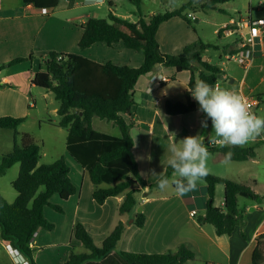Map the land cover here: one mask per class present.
Instances as JSON below:
<instances>
[{
  "label": "trees",
  "instance_id": "obj_1",
  "mask_svg": "<svg viewBox=\"0 0 264 264\" xmlns=\"http://www.w3.org/2000/svg\"><path fill=\"white\" fill-rule=\"evenodd\" d=\"M138 12L141 11L142 0H131ZM237 0H207L201 5L202 10H219L227 13L221 6ZM39 9H55L61 0H23ZM197 0H189L179 9L156 14L149 18L142 16L138 22H131L110 12L106 19L91 18L84 26L79 48L85 50L96 43H105L112 47L122 43L128 50H135L144 56V63L139 68L117 66L112 62L100 64L78 54L50 52L41 61L46 71L32 74L31 83L35 87L52 91L59 102L57 114L58 127L65 129L67 136V151L85 168L94 185L93 199L98 205H104L107 200L123 197L118 206V216L134 217V224L143 228L146 216L143 213H133L142 199L141 188L159 189L158 182L147 186L143 181L137 162L133 155L134 140L130 130L132 122L125 121L124 115H133L135 102L133 92L139 79L154 71L158 66L174 67L178 72L190 71L189 87L197 80L215 84L224 73L217 65L203 61L201 52L210 49L200 41V51L192 53V48L183 50L178 56L164 54L157 41L159 26L172 18L180 17L193 28L186 11L196 9ZM113 7V5H112ZM111 8V6H110ZM233 26L227 25L219 32H225ZM219 46L214 48L218 50ZM235 50L231 51L234 53ZM62 57L58 61V57ZM35 59L34 54L28 58H17L1 66L0 70ZM200 69V72L198 70ZM1 87H11L5 84ZM264 104V94L257 96ZM198 103L166 102V113L172 116L186 115L196 111ZM95 117L118 126L121 136L113 137L93 128ZM25 122L21 117L0 118V130L17 131ZM210 122V120L208 121ZM51 123V122H50ZM208 148L212 153L225 154L232 152L231 161L245 162L256 160L257 154L252 148L221 147ZM41 159L39 148L34 146L28 135L22 136L21 148L3 156L0 165V176L19 164L18 178L12 183L18 196L9 203L0 192V240L18 250L29 264H38L35 260L36 250L31 244L41 229L53 231L55 225L44 215L45 208L51 207L59 213L64 210L51 203L58 195L63 201L78 193L71 180V168L64 157L51 164L39 165ZM163 177L171 178L172 169L168 166ZM206 183L207 201L203 215L196 216L200 225H212L218 236H231L237 226L244 227L245 216L239 206V199L245 198L258 205L263 204L264 196L258 194L250 185L220 178L208 174L203 180ZM141 188H137V186ZM224 185L223 208L215 206L216 189ZM127 223L119 220L106 237L101 246L91 238L86 227L78 223L75 238L89 251L76 253L71 251L65 264H86L91 261H103L116 252L121 262L125 264H186L197 258V253L187 245H181L175 251L164 254H146L119 251L121 238ZM245 236V234H243ZM260 242L254 252L253 264H261Z\"/></svg>",
  "mask_w": 264,
  "mask_h": 264
},
{
  "label": "crops",
  "instance_id": "obj_2",
  "mask_svg": "<svg viewBox=\"0 0 264 264\" xmlns=\"http://www.w3.org/2000/svg\"><path fill=\"white\" fill-rule=\"evenodd\" d=\"M80 1L83 7L88 8L103 6L108 0H99V2H90V0H61L55 9H58L65 2L66 10H72ZM116 1L118 0H109L108 2H110V6L113 5L115 7ZM182 5L170 7L165 12L179 9ZM194 6L196 7V4ZM110 9L116 16L131 22H138L141 16V12L139 13L136 10L130 11L129 15H123L118 13L117 9H113V7L109 8V12ZM43 11L44 9H39L32 4H25L23 0H15V2L13 0H0V40H8L10 43L9 46L6 45L0 48V58L27 57L31 54L29 53L31 51H33L32 54L35 56V59L29 63L24 62L0 70V86H4L5 84L11 86L0 88V118L27 116L29 112L27 110V106L29 105L27 90L29 87H35L31 83L32 74L46 71V67L42 65L41 61L46 59L50 52L78 54L100 64L112 62L117 66L132 68H139L144 63L142 53L128 50L122 43H118L112 47L105 43H96L90 48L81 50L79 48V41L83 33L82 28L91 18L96 16L93 13L92 15H87V19H81L79 28H74L73 23L69 20L56 19L52 15L47 16ZM233 12L240 15V21L244 19L239 12ZM185 14L193 16V18L190 17L193 25L199 23L200 19L197 17L195 9L188 10ZM255 14L258 17H255ZM153 15H156V13H151L145 17L149 18ZM228 15L232 16L230 13ZM249 17L254 20L264 19V0H260L258 6L249 4L247 18ZM232 20L236 19L231 17L228 23H224L215 29L214 34L219 40L233 37H227L223 32L219 33ZM159 27L157 41L164 54L178 56L187 48H192L193 54L201 52V38L197 29L190 27L182 18H172ZM234 36L238 37V35ZM32 39L34 41L35 39L39 40V44L37 46L32 45ZM258 48V52L250 66L245 70L237 64V69H233V74H230L227 68L229 62L224 63L221 61L222 63H213L211 56L208 55L210 49L202 51L201 56L203 61L219 66L229 77L233 88L240 90L249 97L259 99L257 96L263 95L264 92L252 94V89L250 87L247 89V78L252 70L254 74L251 78V84L255 85L259 82H264V44ZM225 49H227L226 46H223L222 52L226 59L228 54L233 53L226 54L224 52ZM234 49H237V44ZM218 50H220V47H218ZM26 63H28V66L25 65ZM198 72H200V69ZM160 77H165L167 80L162 81ZM190 80V71L178 72L174 67L158 66L151 73L144 74L137 82L132 96L135 102L132 110L134 116L124 115V118L128 123H133V127L130 130L134 140L132 152L138 165L137 168L147 186L158 182L166 173L169 157L168 146L174 142V139L171 137L170 126L164 122L167 120L164 115H169L165 110L167 100L173 103H185L190 99V101L197 103L187 90L190 88ZM260 106L261 104L257 108H260ZM58 108L54 110L55 115H58ZM198 108L199 106L193 113H196ZM190 114L182 116H189ZM96 118L92 119L94 129ZM182 120L188 121L189 119L184 118ZM105 122L111 123L112 127L117 129L118 132L101 133L113 137L121 136L118 126L113 122ZM52 125L58 127L56 123H52ZM58 128L60 131H64L61 133H65L67 150L68 133L65 129ZM192 130H195V128ZM95 131L97 130L95 129ZM206 131L200 135L201 140L208 136L206 143H204L206 147L221 148L219 144L211 141L210 135ZM189 136H193L190 129ZM252 149L255 150L256 148L252 147ZM210 153L223 156L219 152ZM68 156L76 164L75 172L71 168L70 177L77 187L78 193L67 201H63L58 195L57 198H54L55 195L51 199V203L60 206L64 210V213H59L51 207L45 208V218L49 222H53L55 228H57V224L60 222L61 231L59 233L57 229L54 232L41 229L37 232L31 247L36 250L35 260L38 264H65L71 249L82 245L75 238V229L79 222L84 224L87 231L95 240L104 242L119 220L127 223L125 233L118 247L119 251L164 254L171 250H177L181 245H187L197 253V258L186 264L194 262L198 264H253L254 252L260 242L261 264H264V201L261 205L251 201L250 204H245L241 207L239 199V206L245 216L244 227L237 226L231 236H218L212 225H200L196 220V216L204 214L207 199L201 206L197 202L198 198L193 193L194 191L187 196H178L173 189L170 192H166L159 189L150 190L149 187L142 189L138 185L137 188H141L143 196L134 214L143 213L146 216L145 226L139 228L134 224V219L132 222L128 215L118 216L117 209L122 203L123 197L118 196L109 199L104 205H98L94 201V185L89 172L69 152ZM218 157L216 161L219 163L222 158H220L221 156ZM249 161L256 162L257 158L256 160ZM153 172L159 175H152ZM172 178L173 175L170 180ZM245 184L250 185L254 189L253 186L258 185V180L251 178L249 183L245 182ZM219 186L216 189V196L220 189ZM0 192L9 203H13L18 196L17 193L8 192V198L1 189ZM223 204L224 198L221 205L215 204V206L223 208ZM193 210L197 211V215L194 217L191 216V211ZM200 210H203V213H200ZM68 213L73 217L69 225L64 223L66 219L62 217ZM7 246L0 240V264H19L11 255ZM60 250L65 251L64 260L58 254ZM106 261L114 264H125L121 262L116 252L112 253L107 259L98 262L106 263ZM24 264L29 263L26 260ZM86 264H89V262Z\"/></svg>",
  "mask_w": 264,
  "mask_h": 264
},
{
  "label": "rangeland",
  "instance_id": "obj_3",
  "mask_svg": "<svg viewBox=\"0 0 264 264\" xmlns=\"http://www.w3.org/2000/svg\"><path fill=\"white\" fill-rule=\"evenodd\" d=\"M109 1V0H108ZM106 1L103 6L100 7H83L81 1L77 6H75L72 10H66L65 2H63L58 9H52V11L47 12V16H53L56 19L69 20L73 23L74 28H79L80 21L82 18L87 19V15H96L93 18L97 19H106L109 13L110 2ZM188 0H142L141 3V13L142 16H149L151 13H164L170 7H178L182 5V3H186ZM207 0H197L195 12L197 17H199V23L193 25L197 29L201 41L203 44L207 46H211L208 55L211 56L213 63L224 62L227 63V59H225L223 54V46H226L225 53H231V51L235 50V46L239 40L237 36H233L231 38H223L219 40V38L214 34L216 28H219L224 23H228L233 17V19L239 20L240 15L233 11H237L241 14L244 19L248 17V9L249 4L258 6L260 0H237L235 2H231L228 4H223L221 7L227 10L228 14L230 13L232 16L227 13L220 12L219 10H205L203 11L200 7ZM15 2V0H13ZM131 0H118L115 2V7L113 9H117L118 13L123 15H129L130 11L137 10L135 5L131 3ZM112 7V6H111ZM255 17H258L255 14ZM194 28V29H195ZM7 41V42H6ZM32 45L37 46L39 44V40L34 41L31 40ZM227 44V45H226ZM9 46L10 43L8 40H0V48L4 46ZM219 46L220 50H216L214 47ZM41 47V46H40ZM33 53V51L29 52ZM30 54V55H31ZM28 55V54H27ZM30 55L26 56H17L14 58H0V68L3 65H6L12 60L17 58H28ZM221 58V60H219ZM221 62V63H222ZM29 63V62H28ZM28 63L25 65L28 66ZM229 69V73L233 74V69H237V64L233 61H230L227 65ZM30 69V68H28ZM254 74V71L248 75L247 78V89L250 87L252 89V94L263 93L264 92V82H259L255 85L251 84V78ZM237 75V74H236ZM16 88V87H14ZM28 95V106L27 110L29 111L27 116L21 117L25 119L23 125L19 127L17 131L14 130H0V165L2 163L3 156L11 153L15 147L21 148L22 144V136L28 135L31 143L39 148L41 159L39 165L43 164H51L56 162L58 159L65 157L67 159V164L70 168H72L73 172H75L76 164L72 159L68 156V151L66 150V136L65 133H61L64 131H60V129L56 126H53L52 123H59V116L55 115L54 110L59 107V102L55 99L54 93L48 90L41 89L39 87H29L27 90ZM33 105V106H31ZM36 106V107H35ZM255 114L264 116V104L261 103L260 108L255 110ZM167 120L164 122L170 126L172 139L174 141H179L186 136H189V129L193 136H198L200 139V135L203 132L209 133L210 139L212 141V136L214 135L211 123L208 122V127H201V120L205 118L204 114L197 111L196 113H192L189 116H171L164 115ZM184 118H188V121L182 120ZM51 122V123H50ZM95 129L99 132H107V133H117V129L112 127L111 123H107L105 121H101L99 118H96L94 121ZM195 128V130H192ZM211 132V133H210ZM208 135V134H207ZM208 136L204 137L202 141L206 143V139ZM244 147H255V151L257 154V161L252 162H237L233 161L225 165L224 157L218 154H211L208 160V168L209 173L224 179H228L231 181H240L241 183H249L251 178H255L258 180V185L253 186L254 190L264 196V135L257 137L254 141L249 142ZM218 156H221V161L218 163ZM20 166L19 164L13 166L11 169L7 171L4 176H0V189L3 193L9 198L8 192H12L16 194L17 192L13 188L12 183L18 178ZM219 191L217 196L215 197V204L221 205L222 199L224 198V186H219ZM166 192L172 191V188L169 187ZM206 183L204 181L199 182L198 188L193 192L198 198V204L202 206L207 199L206 193ZM56 195L54 198H57ZM251 201L245 198H240V206H244L245 204H250ZM136 210V209H135ZM133 210V213L135 212ZM200 213H203V210H200ZM203 215V214H200ZM66 219V224H70L73 220V217L70 213L67 215H63ZM132 217L130 220H133ZM54 224L53 222H51ZM58 223V222H57ZM80 223V222H79ZM83 224V223H82ZM57 228H55L54 232L57 229V232L60 233L61 227L60 222L57 224ZM58 233V234H59ZM89 233V232H88ZM90 234V233H89ZM109 235V234H108ZM91 236V234H90ZM91 238L94 242L101 246L103 242L99 240H95L93 236ZM74 250L73 248L71 251ZM54 252V250H52ZM76 253H89V251L83 246L79 245L74 250ZM65 251L60 250L58 252L59 256L64 260ZM71 253V252H70ZM69 253V255H70ZM67 257L66 261L68 260ZM65 261V263H66ZM63 264V263H61ZM89 264H114L112 262L106 261V263H99L98 261H91ZM189 264H198L197 262L189 263Z\"/></svg>",
  "mask_w": 264,
  "mask_h": 264
},
{
  "label": "clouds",
  "instance_id": "obj_4",
  "mask_svg": "<svg viewBox=\"0 0 264 264\" xmlns=\"http://www.w3.org/2000/svg\"><path fill=\"white\" fill-rule=\"evenodd\" d=\"M187 90L198 103V111L205 116L200 122L201 127L207 128L208 121H211L212 142L221 147H244L264 135V116L251 112L247 100L236 91L204 80H197ZM168 152L167 163L173 171V178L161 177L158 188L165 191L171 187L176 195L187 196L209 174L208 160L211 154L198 136H186L170 143ZM231 156V151L225 154V165L230 163ZM152 175L159 174L153 172Z\"/></svg>",
  "mask_w": 264,
  "mask_h": 264
},
{
  "label": "built area",
  "instance_id": "obj_5",
  "mask_svg": "<svg viewBox=\"0 0 264 264\" xmlns=\"http://www.w3.org/2000/svg\"><path fill=\"white\" fill-rule=\"evenodd\" d=\"M47 12L48 10L44 9L43 13L47 14ZM189 17L193 18V16L191 15ZM227 25H231L233 27L226 30L224 32L225 35L227 37L238 35L239 40L237 42V49L233 54H228L226 56V59L228 62L233 61L234 63L238 64L239 67L241 66L246 70L256 56L259 49L258 47H261L264 44V19L254 20L249 17L246 19H242L241 21L232 20ZM61 59V56L58 57V61H60ZM160 78L162 81L167 80V78L165 77ZM216 83H219L226 89L234 90L239 95L244 97L247 100L249 110L253 113H255V110L261 104L259 99L249 97L243 94L240 90L233 88L229 77L225 73L220 75V78ZM196 215L197 211H191L192 217ZM7 248L19 264H24L26 262V258L18 250L14 249L11 245H8Z\"/></svg>",
  "mask_w": 264,
  "mask_h": 264
},
{
  "label": "water",
  "instance_id": "obj_6",
  "mask_svg": "<svg viewBox=\"0 0 264 264\" xmlns=\"http://www.w3.org/2000/svg\"><path fill=\"white\" fill-rule=\"evenodd\" d=\"M133 222V220H131Z\"/></svg>",
  "mask_w": 264,
  "mask_h": 264
}]
</instances>
